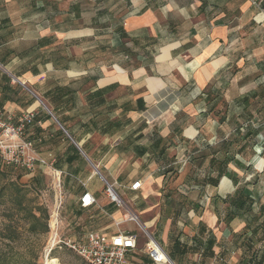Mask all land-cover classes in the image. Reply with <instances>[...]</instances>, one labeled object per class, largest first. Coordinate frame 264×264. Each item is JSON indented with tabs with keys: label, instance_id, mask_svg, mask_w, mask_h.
Segmentation results:
<instances>
[{
	"label": "crops",
	"instance_id": "obj_1",
	"mask_svg": "<svg viewBox=\"0 0 264 264\" xmlns=\"http://www.w3.org/2000/svg\"><path fill=\"white\" fill-rule=\"evenodd\" d=\"M44 1L31 0L29 16H0V113L14 124L34 113L23 139L47 162L37 168L50 176L61 172L62 194L80 207L86 191L100 201L99 189L90 187L100 177L118 193L149 203L162 197L151 182L169 178L162 165L176 170L182 157L195 162L203 154L206 178L215 179L218 169L210 161L218 167L233 157L216 187H202L196 203L184 199L199 214L181 243L195 246L202 224L204 242L215 240L214 257L191 254L195 264H239L244 248L237 238L247 221L236 217L227 224L222 202L246 187L254 214L264 208V101L256 92L258 69L264 70V0H243L233 18L224 10L231 0L170 1L156 10L151 0H127L126 13L109 14L104 28L98 26L102 14L83 21L82 0L69 4L68 18L64 12L33 16L40 8L46 12ZM13 2L0 0V14ZM181 151L184 156L168 159ZM137 181L142 189L133 192ZM115 207L108 198L85 211L101 209L117 220L122 214ZM190 211L191 219L196 214Z\"/></svg>",
	"mask_w": 264,
	"mask_h": 264
},
{
	"label": "rangeland",
	"instance_id": "obj_2",
	"mask_svg": "<svg viewBox=\"0 0 264 264\" xmlns=\"http://www.w3.org/2000/svg\"><path fill=\"white\" fill-rule=\"evenodd\" d=\"M13 1L12 5L1 9L3 12L0 16H29L31 13V0ZM73 1L45 0L46 12H42L40 8L39 12H34L33 16L51 15L59 18L63 15H59V13L64 12L65 18H68L66 13L69 4ZM170 1L184 4L191 0H151V5L156 10L158 5L167 4ZM3 2L6 4L5 1ZM242 2L243 0H231V4L224 10H228L232 18L238 16L240 14L239 6ZM98 3L95 0H82L83 21L89 22L98 14H102L99 16L101 20L98 26L104 28L106 24L110 23L109 14H115L118 19L126 13L127 0H98ZM98 7L101 8L100 12L96 11ZM180 20H182L181 17L176 18V21L179 22ZM4 53L5 48H0V54ZM257 75L256 81L261 82V85L256 92L264 101V70L258 69ZM252 100L249 98L246 101L248 112H250V107L251 110L255 107ZM259 107L263 112L264 102ZM245 121L248 123L250 120ZM244 152L248 153L249 151L246 149ZM181 156H184L183 151L178 152L176 157L172 152L169 154L168 159L175 160V158ZM206 167L207 160L203 157V154H198L195 162L182 157V163L176 170L165 168L162 165V173L169 175L166 183L160 185L158 181H154L149 186L151 191L161 193V200L149 202L150 205H148L149 203L144 202L141 196L134 199L127 191L119 190V194L127 206L120 210L122 217L114 220L106 216L101 209L97 213L82 210L70 196H64L62 202H58L60 192L54 188L53 178L39 168H36L33 172H26L0 162V264H46L48 242L51 236L49 224L54 213L58 215L56 219L59 223V236L63 240L78 242L89 231H100L109 226H113L115 229V222L126 218L129 211L138 215L141 226L144 228L134 222L127 224L130 229L139 235L138 250L129 257V264H149L146 262L145 255L148 242L146 232L157 239L169 253L172 250L173 240L179 237L182 242H186V235L183 234V230L189 232L191 230L189 228L197 224L199 212L194 211L196 216L191 213L192 217L190 219L184 208L179 210L178 204L183 202L185 198L189 199L190 197L194 200L193 203L197 202L198 193L202 191L201 188L206 178ZM148 177L141 178L143 183H146L144 181H147ZM100 178L91 183L90 187L91 189H99L97 193L100 198L98 205L102 207V204L108 200V196L105 192L106 180ZM167 194L171 196L169 200V197H166ZM220 207L225 208L222 204ZM115 209L117 208L115 207ZM189 212L191 211L189 210ZM33 214H36L39 220L35 221L32 217ZM46 223L48 224V232H42ZM127 226L123 225L122 228ZM33 228L36 231H33ZM168 229L170 235L174 237L172 241L168 239ZM191 256V253H189L186 257L179 258L180 263H198V261H193V256ZM48 258H57L60 264H88L66 247L54 249Z\"/></svg>",
	"mask_w": 264,
	"mask_h": 264
},
{
	"label": "built area",
	"instance_id": "obj_3",
	"mask_svg": "<svg viewBox=\"0 0 264 264\" xmlns=\"http://www.w3.org/2000/svg\"><path fill=\"white\" fill-rule=\"evenodd\" d=\"M34 117L33 112H26L19 119L18 124H14L11 117L6 118L4 114L0 113L1 163L26 172H33L37 167L47 166V162L38 156L33 144L23 139L27 127L33 124ZM61 175V172L51 171L54 188L60 192L58 202H62L64 197ZM105 187L109 200L118 210L127 206L113 185L106 182ZM141 189V181L135 182L130 187L133 192H138ZM96 205H98V201L89 191H86L80 198V208L82 210L93 208ZM54 215L55 213L52 215V219ZM51 222L49 224L51 236L48 242V257L54 249L66 247L88 264H129V257L138 250L139 235L130 229L127 224L134 222L143 228L138 215L129 211L126 218L115 222L116 229L114 232L90 231L81 241L75 242L63 240L59 236L58 220L56 219L54 226ZM123 225L127 227L122 228ZM146 233L148 235L146 251L152 262L154 264H172L162 244L148 232Z\"/></svg>",
	"mask_w": 264,
	"mask_h": 264
},
{
	"label": "trees",
	"instance_id": "obj_4",
	"mask_svg": "<svg viewBox=\"0 0 264 264\" xmlns=\"http://www.w3.org/2000/svg\"><path fill=\"white\" fill-rule=\"evenodd\" d=\"M233 161V157L229 158L228 156H226L224 160H220L218 167H216L217 162L216 160L212 159L210 161V165L211 167L218 169V176L215 179L211 177L205 178L203 187H206L207 185L216 187L222 177L227 176L228 166ZM168 194L166 195V197L171 198V196ZM222 203L227 204V210L229 211L225 218V222L227 224L233 221L236 217H242L247 221L245 232L243 234H239L237 238L238 241L241 239L243 240L242 247L244 248L243 258L239 264H264V248H257L260 243L264 242V221L262 223H259L260 220L264 217V208H260L259 213L254 214V202L251 199L249 191L246 187H239L232 197H227L225 200H223ZM178 207L179 210L184 208L186 212H189V210H191L192 208L190 202L186 200L180 202V204H178ZM196 209L197 208L195 206L192 208V210L194 211H196ZM32 217L35 221L39 220L36 214H33ZM33 231L36 230H34L33 228ZM42 232H48L47 223L43 227ZM206 232L207 230L202 226V224H200L199 233L196 239V245L192 247L183 245L179 237L173 240L174 237L171 236V241L173 240L172 250L169 253L166 250L165 251L175 264H181L179 258L182 259L189 253H199L203 260L205 256L212 258L214 257L213 247L215 245V240L208 239L206 240V242H204V236ZM249 232H251L250 237L248 236Z\"/></svg>",
	"mask_w": 264,
	"mask_h": 264
},
{
	"label": "bare ground",
	"instance_id": "obj_5",
	"mask_svg": "<svg viewBox=\"0 0 264 264\" xmlns=\"http://www.w3.org/2000/svg\"><path fill=\"white\" fill-rule=\"evenodd\" d=\"M51 223H52V226H54L56 224V213L53 216ZM46 258H47L46 264H60V262L57 258H48V257H46Z\"/></svg>",
	"mask_w": 264,
	"mask_h": 264
},
{
	"label": "water",
	"instance_id": "obj_6",
	"mask_svg": "<svg viewBox=\"0 0 264 264\" xmlns=\"http://www.w3.org/2000/svg\"><path fill=\"white\" fill-rule=\"evenodd\" d=\"M16 80H17V79H16ZM94 168H95L96 173L99 174V175H101L100 172H99V170H98L95 166H94ZM171 262H172V261H171ZM172 264H174V263L172 262Z\"/></svg>",
	"mask_w": 264,
	"mask_h": 264
}]
</instances>
